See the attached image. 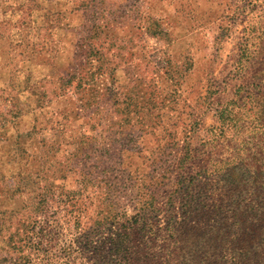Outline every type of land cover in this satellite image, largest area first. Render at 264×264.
Wrapping results in <instances>:
<instances>
[{
  "label": "rangeland",
  "instance_id": "rangeland-1",
  "mask_svg": "<svg viewBox=\"0 0 264 264\" xmlns=\"http://www.w3.org/2000/svg\"><path fill=\"white\" fill-rule=\"evenodd\" d=\"M251 73L264 0H0V264H89L126 199L167 201L176 158L242 157L264 137Z\"/></svg>",
  "mask_w": 264,
  "mask_h": 264
},
{
  "label": "trees",
  "instance_id": "trees-1",
  "mask_svg": "<svg viewBox=\"0 0 264 264\" xmlns=\"http://www.w3.org/2000/svg\"><path fill=\"white\" fill-rule=\"evenodd\" d=\"M92 61L85 65L87 78ZM254 78L251 73L239 87L246 95L264 97L261 80ZM257 106L263 127L264 105ZM257 139L242 141L248 145L242 157L234 147L225 159L210 157L221 164L212 171L208 162L197 170L196 159L182 168L184 158H176L174 181L154 187L168 189L167 201L159 205L155 193L150 203L126 199L122 210L133 215L122 212L123 224L111 218L112 228L93 232L92 241H86L89 264H264V137ZM94 188L101 204L107 203L106 214L116 212L122 189L106 179Z\"/></svg>",
  "mask_w": 264,
  "mask_h": 264
}]
</instances>
